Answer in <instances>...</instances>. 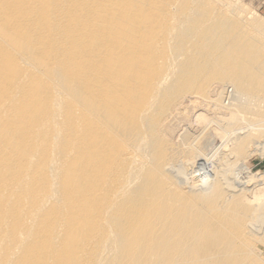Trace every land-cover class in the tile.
<instances>
[{"label":"bare ground","instance_id":"obj_1","mask_svg":"<svg viewBox=\"0 0 264 264\" xmlns=\"http://www.w3.org/2000/svg\"><path fill=\"white\" fill-rule=\"evenodd\" d=\"M218 5L0 0V264H264V195L227 177L264 142V42ZM194 97L249 125L204 190Z\"/></svg>","mask_w":264,"mask_h":264},{"label":"rangeland","instance_id":"obj_2","mask_svg":"<svg viewBox=\"0 0 264 264\" xmlns=\"http://www.w3.org/2000/svg\"><path fill=\"white\" fill-rule=\"evenodd\" d=\"M213 1H215L217 5L220 3L221 6L219 4L218 7L220 6L221 7L220 9H222L225 12L229 11L230 9H232V7L235 6L239 7L241 10H244L242 15H239V17L242 18L243 21L246 23V25L249 26L250 33L253 35L260 36L264 42V31L257 30L253 24L249 25V22L256 20L264 26V0H225V1L213 0ZM229 89L232 90L230 86H228V90ZM223 99H224L223 100L224 103L226 104L231 103V100H229V98L225 97ZM201 103H202L201 100L199 99L196 100L195 97L185 100L182 103H179V105L176 106L174 110V111L177 110L179 111L175 112V114L173 113L174 114L173 117L175 118L173 119V121L174 120L176 121L174 124L179 123L180 125L182 121L185 119L183 123L180 125V127H182V129L186 130L189 133L190 135L189 143L192 142L190 144H193L192 146L196 150L198 149L197 150L198 153L200 152L199 154H197V160L195 159L196 161L193 160V162L190 163L191 165L189 166L188 169L189 177L188 175L186 176L188 178L187 181L185 180L184 186L193 187V188H198L199 186H203L201 188H203L204 190L205 188L209 189L210 184L214 181V179L219 178L220 176L222 177V175L220 174L221 172L223 176L226 177L225 171L229 173V171L233 168V166L230 167L231 162H233L236 158V154L233 151L234 150L233 146H231L232 144L234 145L233 142L234 140H236L233 138H236L237 137L236 135L246 133V131L249 129L248 127L249 125L245 124L243 126L244 129L240 128V126H235L234 128L231 124L232 117L223 116V114L220 115L221 110L219 109V107H216L212 102L202 103V104ZM182 115L184 116L181 117ZM179 118L180 121L178 120ZM226 151H228L227 153H230V155L229 154L226 155L225 154ZM231 154L232 157L234 156L233 160L228 159L231 157ZM224 156H228V157L225 158L224 160ZM246 156L247 157L246 158L244 157L243 159L244 166L243 167L236 166L235 168H233L232 173H229L227 177L229 176L233 177L230 178V180L233 179L235 181L236 184L235 186L238 188V189L236 188L237 190H240V188L241 189L246 188L247 190L246 194L248 196L250 194L251 197L250 196L249 197L252 200L255 199V197L256 198L260 197L259 194L261 193L264 195V142L258 146L257 144L251 145L249 147V151L247 152ZM201 157L203 160L200 159ZM232 157L230 159H232ZM221 165H224L222 166L223 168L222 167L220 168ZM217 170L219 171V173L217 172ZM217 173L220 175L218 176ZM215 174H217V177H215L216 176ZM237 184L239 185L237 186ZM205 185L207 187H205ZM251 193L254 196H252ZM255 203L260 205V201L259 202L256 201ZM261 250L262 252H264V245H261ZM263 257H264V253H263Z\"/></svg>","mask_w":264,"mask_h":264}]
</instances>
